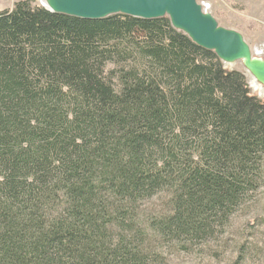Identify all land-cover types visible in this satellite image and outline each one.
<instances>
[{"label":"trees","instance_id":"obj_1","mask_svg":"<svg viewBox=\"0 0 264 264\" xmlns=\"http://www.w3.org/2000/svg\"><path fill=\"white\" fill-rule=\"evenodd\" d=\"M263 181L264 100L168 17L0 10V264H264Z\"/></svg>","mask_w":264,"mask_h":264},{"label":"water","instance_id":"obj_2","mask_svg":"<svg viewBox=\"0 0 264 264\" xmlns=\"http://www.w3.org/2000/svg\"><path fill=\"white\" fill-rule=\"evenodd\" d=\"M41 5L53 13L92 20L115 14L141 19L168 17L175 29L214 51L225 66L241 62L264 87V58L255 56L240 32L221 26L198 0H43Z\"/></svg>","mask_w":264,"mask_h":264},{"label":"rangeland","instance_id":"obj_3","mask_svg":"<svg viewBox=\"0 0 264 264\" xmlns=\"http://www.w3.org/2000/svg\"><path fill=\"white\" fill-rule=\"evenodd\" d=\"M16 1L18 0H0V10L11 8ZM41 1L43 0H34V4L41 5ZM198 3L202 5L205 11L211 13L221 26L240 32L249 44L252 53L264 58V0H198ZM226 67L245 73L252 94L256 95L252 90L253 82L257 88L263 87L254 81L241 62ZM260 99L264 100V98ZM158 199L156 196L151 201L146 202V207L153 209L157 207L156 209H158L162 204L161 198ZM262 224H264V181L252 200H249L244 208L232 217L229 235L235 238L237 233L238 236L241 233V235L253 237L257 232H254L255 228L258 230L259 227L262 232L257 236L258 240L261 238L264 240V225ZM231 233L234 234L231 235ZM260 246L264 247V245ZM172 256L168 264H198V260L191 255L174 254ZM233 257L232 251L229 250L220 259L209 260L208 263L228 264Z\"/></svg>","mask_w":264,"mask_h":264},{"label":"clouds","instance_id":"obj_4","mask_svg":"<svg viewBox=\"0 0 264 264\" xmlns=\"http://www.w3.org/2000/svg\"><path fill=\"white\" fill-rule=\"evenodd\" d=\"M252 90L257 95V98H264V87L257 88L255 86V82H253V89Z\"/></svg>","mask_w":264,"mask_h":264}]
</instances>
